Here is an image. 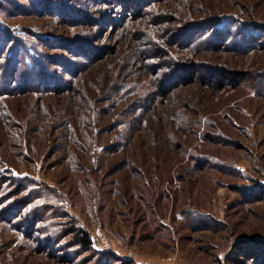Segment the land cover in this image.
Segmentation results:
<instances>
[{
	"label": "rangeland",
	"instance_id": "rangeland-1",
	"mask_svg": "<svg viewBox=\"0 0 264 264\" xmlns=\"http://www.w3.org/2000/svg\"><path fill=\"white\" fill-rule=\"evenodd\" d=\"M0 264H264V0H0Z\"/></svg>",
	"mask_w": 264,
	"mask_h": 264
},
{
	"label": "trees",
	"instance_id": "trees-1",
	"mask_svg": "<svg viewBox=\"0 0 264 264\" xmlns=\"http://www.w3.org/2000/svg\"><path fill=\"white\" fill-rule=\"evenodd\" d=\"M74 240L79 244V246L83 247L84 249H90L93 245V241L89 233L82 229L76 232Z\"/></svg>",
	"mask_w": 264,
	"mask_h": 264
}]
</instances>
